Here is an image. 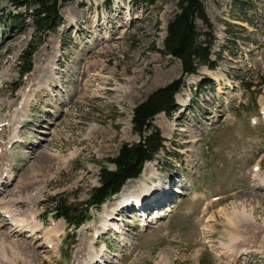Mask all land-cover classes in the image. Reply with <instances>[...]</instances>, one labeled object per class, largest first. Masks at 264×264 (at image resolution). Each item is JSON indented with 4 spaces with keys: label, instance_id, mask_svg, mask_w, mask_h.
Here are the masks:
<instances>
[{
    "label": "rangeland",
    "instance_id": "obj_1",
    "mask_svg": "<svg viewBox=\"0 0 264 264\" xmlns=\"http://www.w3.org/2000/svg\"><path fill=\"white\" fill-rule=\"evenodd\" d=\"M201 2L215 66L183 75L162 46L175 0L68 1L58 6L59 26L45 34L33 32L27 10L10 20L13 9L0 0V23L7 25L0 37V122H10L0 138L17 140L0 143V166L11 164L12 178L0 184V264H264V0ZM32 46L30 70L20 73L19 55ZM178 78L175 105L150 121L163 148L144 166L146 181L155 174L156 194L165 196L145 201L148 209L172 200L170 206L159 218L148 214L153 222L143 229L126 209L111 220L120 235L100 234L112 209L124 212L123 188L135 189L140 177L126 182L117 205L115 197L91 208V218L72 230L54 215L50 198L81 210L99 168L112 167L108 159L121 144L139 140L133 106ZM5 167L0 174L11 179ZM181 176L188 185L177 189ZM161 187L171 199L158 193ZM7 209L32 232H14L2 215Z\"/></svg>",
    "mask_w": 264,
    "mask_h": 264
},
{
    "label": "trees",
    "instance_id": "obj_2",
    "mask_svg": "<svg viewBox=\"0 0 264 264\" xmlns=\"http://www.w3.org/2000/svg\"><path fill=\"white\" fill-rule=\"evenodd\" d=\"M8 1L14 6L29 7L34 32L44 33L59 22L57 4L70 0ZM141 1L152 0H132L133 3ZM175 7L176 10L166 24L165 36L162 41L163 52L179 61L183 74L193 73L200 65L212 68L214 64L209 55L214 37L212 26L204 12L201 0H175ZM196 22H200L201 28H198ZM33 49V46L28 47L20 55V72L29 69V55ZM24 57L26 62L20 63ZM179 83L180 81L177 79L158 87L134 105L131 124L133 131L139 136V140L121 144L116 155L108 159L112 167L101 166L99 168L98 184L90 188L84 202L85 206L81 210H77L74 204L66 200L50 198V209L54 211V215L62 217L69 224H77L83 219L87 205L97 206L106 196L117 192L125 179L138 174L143 161L151 159L163 147L162 137L150 121L158 112L169 110L173 104V94L178 89Z\"/></svg>",
    "mask_w": 264,
    "mask_h": 264
},
{
    "label": "bare ground",
    "instance_id": "obj_3",
    "mask_svg": "<svg viewBox=\"0 0 264 264\" xmlns=\"http://www.w3.org/2000/svg\"><path fill=\"white\" fill-rule=\"evenodd\" d=\"M108 38V37H107ZM106 40V39H105ZM4 124V121L1 123L0 122V128L2 127V125ZM147 163H150V162H147ZM146 163V164H147ZM143 171L141 172V177H143V179H144V181H142V182H139V184L137 183V187L135 186V189H134V191H136L135 193H133V195L135 196H137V197H140L141 199H143L144 200V198L147 196L146 194H147V192H145V193H143V190H145L146 189V187H145V184H146V179L145 178H147V176H146V168H143L142 169ZM259 171H260V167H259V165H256L254 168H253V171H252V176L253 177H256V176H258V173H259ZM148 178H150L151 179V176H148ZM131 180H135V179H131ZM130 181V180H129ZM0 184H3L2 183V181H1V179H0ZM126 184V183H125ZM124 184V185H125ZM135 184V183H134ZM123 185V186H124ZM1 187V186H0ZM123 188V187H122ZM121 188V189H122ZM156 189V188H155ZM160 191L158 192L159 194H161L162 192L161 191H163V193H165L166 191L168 192V187H161L160 189H159ZM121 191V190H120ZM125 191H126V189H124L123 188V190H122V192H121V196H120V206H121V209L122 210H124L126 207H124V206H122L121 205V201H122V194H124L125 193ZM155 192V191H154ZM166 192V193H167ZM143 193V194H142ZM156 193H157V191H156ZM124 195H126V194H124ZM169 199H171L172 197L170 196V194L169 193H167V195H166ZM166 197V198H167ZM164 198V197H163ZM145 201V200H144ZM131 207H134V204H131L130 205ZM148 207H150V206H148V204L147 203H142V210H144V211H148V210H150V208L148 209ZM126 209H128V208H126ZM156 210V209H155ZM7 211V212H6ZM5 211V213H3L2 215L3 216H5L6 218H7V225L8 224H14L15 225V227H17V229L16 230H19L20 228H21V231H27V232H29V233H31L32 232V229L31 230H28V228H25V226H24V224H23V222L20 220V219H18V218H16L15 217V214H9L8 212H10V211H8V209ZM129 211V210H128ZM127 211V212H128ZM132 212H133V210L132 211H129V213H131L132 214ZM113 215V214H112ZM113 218V216H110V217H108V219H104L106 222H105V224H108L109 225V220H111ZM23 219V218H22ZM136 219V218H135ZM15 229V228H14ZM108 229H109V227H108ZM14 232H18V231H14Z\"/></svg>",
    "mask_w": 264,
    "mask_h": 264
}]
</instances>
